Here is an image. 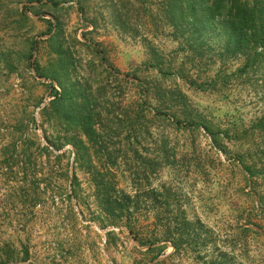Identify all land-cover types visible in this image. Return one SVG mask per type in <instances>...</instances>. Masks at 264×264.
I'll use <instances>...</instances> for the list:
<instances>
[{
  "label": "rangeland",
  "instance_id": "rangeland-1",
  "mask_svg": "<svg viewBox=\"0 0 264 264\" xmlns=\"http://www.w3.org/2000/svg\"><path fill=\"white\" fill-rule=\"evenodd\" d=\"M160 1L66 0L61 5L66 8L61 15L65 35L83 41L81 34L87 32V38L100 45L115 69L124 76L130 74V81L124 83V98L116 84L109 87L108 107L114 108L117 115L141 110L144 91L133 84L138 78L146 87L178 91L193 115L223 134L235 122L242 128L260 118L264 114V89L260 79L252 75L240 77L237 70L244 59L222 60L217 56L218 44L212 42L214 49L202 59L197 57L193 64L181 51L183 46L173 40L171 31L162 26L157 29L151 19L158 14ZM27 2L0 0V247L10 245L15 250L16 260L10 264H153V255L147 253L149 247L145 244L154 240L155 217L148 213L146 204L139 206L131 221L133 234L124 222L109 221L96 207L91 177L73 164L72 148L67 146L57 152L45 139V132L51 135V131L43 125L41 114L51 100L50 81L39 78L22 58L29 51L28 42L36 40L33 61L38 60L42 67L48 65L50 50L45 40L49 36L45 35L48 27L44 20L52 17L33 15L26 10ZM80 4L86 6L85 15ZM123 5L132 21L127 33L116 26L114 13ZM19 12H26L30 19L16 23ZM91 21L97 24L94 31L87 26ZM153 51L166 62L174 61L173 76L163 77L151 67ZM74 52L83 75L89 78L91 52L80 46ZM6 57L14 59L16 70L8 65ZM181 64L185 66V77L177 76ZM225 77H231L228 83ZM97 80L93 78V85ZM201 86L204 89H199ZM162 103L148 99L146 118L141 124L151 133L141 138V144L122 146L118 139L107 142L120 155L116 178L120 189L134 195L142 185V197L148 188L168 190L172 208H181L188 220L203 229L202 259L185 245L180 254L174 255L170 241L158 235L160 245L166 244L167 249L154 264H264V181L260 183L261 203L248 196L250 188L235 160L236 154L246 151L226 137H221L220 146L215 147L203 128L194 129L188 123L178 127ZM111 131L112 135L119 133ZM124 137L122 142H127ZM24 141L34 143L31 152L38 166L32 176L40 182L39 194L26 203L18 197L24 181L22 165L10 170L4 163L6 148L17 142L21 155ZM43 147L50 148L52 154L39 151ZM164 149L171 156L169 164L163 159ZM136 158L158 164L150 181L145 179L144 169L135 167ZM74 175L83 198L72 196ZM247 228L251 231L247 232Z\"/></svg>",
  "mask_w": 264,
  "mask_h": 264
},
{
  "label": "trees",
  "instance_id": "trees-1",
  "mask_svg": "<svg viewBox=\"0 0 264 264\" xmlns=\"http://www.w3.org/2000/svg\"><path fill=\"white\" fill-rule=\"evenodd\" d=\"M27 3L29 5L26 10L31 11L33 15L46 14L52 17L43 19L48 27L45 35L49 36L45 40L50 50L48 65L42 67L38 60L33 61L34 52L38 47L36 40L28 42L29 51L25 52L22 58L27 60L28 66L39 78L50 81L48 87L51 100L41 114L43 125H47L51 131V135L45 132V139L50 147L57 152L67 146L72 148L73 164L82 168L91 177L92 197L99 212L113 223L124 222L130 234H133L131 221L135 213L141 204H146L148 213H153L155 217L152 235L154 240H149L145 244L149 247L147 253L153 255L151 263L154 264L167 249L166 244L160 245L158 235L170 241L174 255L180 254L185 245V248L193 250L202 259L200 247L205 246L201 241L203 229L199 224L188 220L181 208H172L171 194L168 190L148 188L142 197L140 192L142 185L136 188L134 195L119 188L116 178L120 171L118 167L120 155L108 146V139H118L122 146L123 143L128 146L141 144V138L151 133L149 127H143L141 124L146 118L144 110L148 99L163 102L171 114V122L178 127L188 123L194 129L203 128L211 136L215 147L220 146L221 137H226L246 151L244 154H236L235 160L250 188L248 196L262 203L260 183L264 181V114L254 119L249 126L242 128L235 122L223 134L203 124L201 117L193 115L185 97L178 91H163L159 86L146 87L144 82L134 78L133 84L144 91L145 102L141 103V110L137 108L134 114L124 112L117 115L114 108L108 107L109 87L112 83L116 84L121 98H124L123 87L124 83L130 81V74L124 76L115 69L105 53L100 50V45L87 38V32L81 34L83 41L78 37L71 38L65 35L61 15L66 8L61 5H64L66 0L45 2L28 0ZM33 3L37 5H32ZM79 9L82 14H86V6L80 4ZM114 13L116 26L126 33L131 31L132 21L128 18L129 11L126 10V6L115 9ZM157 13L151 18L156 28L162 26L169 29L173 40L183 46L180 48L181 51L193 64L197 57L202 59L214 49L212 42L217 43L218 57L222 60L243 58L244 63L237 70L240 77L249 78L252 75L260 79L264 89V0H161ZM18 17L16 23H25L30 19L26 12H19ZM89 25L93 27V31L96 30V22L91 21L87 24ZM78 46L92 54V60L87 63L89 78L83 75L81 62L76 59L74 50ZM6 60L12 70H16L13 66L14 59L6 57ZM149 64L158 74H162L161 76L167 78L173 76L171 72L174 69V61L166 62L156 51L151 52ZM181 65L177 68V71L179 70L177 76L185 77V66ZM136 73L138 72L135 71ZM94 77L99 78L96 86L92 83ZM230 78L225 77L223 80L228 83ZM199 89L204 88L201 86ZM179 115H182L184 120L181 121ZM111 129L119 133L112 135ZM122 135H125L124 139L127 142H122ZM33 145L32 142L24 141L21 155H18L17 142H13L5 150L4 163L10 170L15 165H22L20 166L24 181L18 197L24 203L36 198L40 189V182L32 176V170L38 166L36 157L31 152ZM39 151L52 154L48 147H43ZM162 151L165 154L163 159L166 163H171L168 150ZM59 158L61 156H56V159ZM134 162L136 168L144 169L147 181H150L158 171V164L153 160L136 158ZM71 187L74 198H83L76 175L72 178ZM251 211L254 212L255 209ZM250 212L246 215L247 219L250 218ZM247 221L250 223V219ZM246 231L251 230L247 228ZM108 234L113 237V233ZM24 257L28 258L27 251L24 252ZM12 260H16L15 250L10 245L1 246L0 264H10Z\"/></svg>",
  "mask_w": 264,
  "mask_h": 264
}]
</instances>
